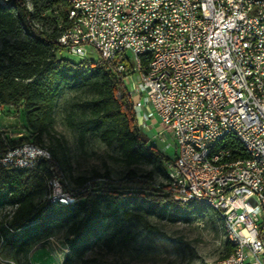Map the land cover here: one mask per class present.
Instances as JSON below:
<instances>
[{"label": "built area", "instance_id": "built-area-1", "mask_svg": "<svg viewBox=\"0 0 264 264\" xmlns=\"http://www.w3.org/2000/svg\"><path fill=\"white\" fill-rule=\"evenodd\" d=\"M67 19L57 43L80 60L91 59L93 50L114 63L136 119L158 121L157 137L172 139L175 152L166 169L174 199H213L238 242L228 264H264V188L254 174L264 161V0H73ZM200 36H207L206 45H199ZM139 54H147V71L138 70ZM226 125L251 143L250 165L213 179L202 153ZM8 129L0 125V132ZM182 153L192 155L194 166L183 165ZM227 154L222 146L215 161ZM50 159L49 150L33 143L0 154V164L21 170ZM45 183L55 186L50 199L76 200L77 188H67L61 174ZM16 206L2 210L0 223Z\"/></svg>", "mask_w": 264, "mask_h": 264}, {"label": "trees", "instance_id": "trees-1", "mask_svg": "<svg viewBox=\"0 0 264 264\" xmlns=\"http://www.w3.org/2000/svg\"><path fill=\"white\" fill-rule=\"evenodd\" d=\"M67 12L66 0H0V108L6 114L21 112L25 132L17 137H9V131L0 132V154L7 147L33 143L46 147L51 155L50 160L40 161L30 170L0 164V213L17 205L5 225L0 223L1 246L7 242L24 251L57 224L66 228V244L71 249H86L90 236L102 225L103 208L109 209L114 219L123 220H142L128 207L170 221H187L192 214L209 213L211 209L205 205L174 199L167 184L166 162L170 158L140 132L132 101L112 70L114 63L100 57L74 62L63 56L66 50L56 39L69 26ZM64 88L91 92L81 105L70 108L68 125L77 131L80 143L87 135H94L106 146L116 145L119 156L113 159L126 168L122 179L112 181L107 171H94L89 177L65 175L64 170L70 172V167L61 168L55 152L43 144L42 137L52 131L53 110ZM223 147L234 159L247 157L231 136L226 137ZM141 164L154 167L139 174L136 168ZM155 170L163 173L165 182H155ZM60 173L75 188L86 189L64 205L44 197L45 180ZM53 208L60 210L54 212ZM259 237L264 242V225ZM232 249L225 240L224 252L218 258L228 256Z\"/></svg>", "mask_w": 264, "mask_h": 264}, {"label": "rangeland", "instance_id": "rangeland-1", "mask_svg": "<svg viewBox=\"0 0 264 264\" xmlns=\"http://www.w3.org/2000/svg\"><path fill=\"white\" fill-rule=\"evenodd\" d=\"M63 56L74 62L80 60L77 55L66 51ZM89 58L97 60V52L91 50ZM129 62L132 67L135 65L131 58ZM136 77L137 72L130 84ZM90 94L87 88H64L53 110L52 131L42 137V142L55 152L54 157L61 168L64 165L70 167V172L64 170L65 175L89 177L94 171L100 174L107 171L112 181H118L124 177L126 168L113 159L119 156L117 146H106L94 135H87L80 143L77 131L68 125L70 108L74 104L81 105ZM23 124L21 112H1L0 125L8 126L13 137L25 133ZM150 126L153 135L149 137L150 143L172 159L175 152L172 139L165 137L161 141L157 137L158 121ZM153 167L141 164L136 171L140 174ZM61 177L67 188H75L62 174ZM154 180L156 183L165 182V177L161 171L155 170ZM85 190L77 188L76 197ZM58 210L53 208L54 212ZM127 210L140 215L142 220L114 219L109 209L103 208L102 225L90 236L86 249H71L66 244V228L54 224L48 235L24 251L4 242L0 247V264H205L224 252V230L212 210L207 214H192L187 221H170L144 209L128 207ZM116 233L119 235L112 240Z\"/></svg>", "mask_w": 264, "mask_h": 264}, {"label": "bare ground", "instance_id": "bare-ground-1", "mask_svg": "<svg viewBox=\"0 0 264 264\" xmlns=\"http://www.w3.org/2000/svg\"><path fill=\"white\" fill-rule=\"evenodd\" d=\"M68 6H72L73 0H66ZM64 33V32H63ZM63 33L60 37L63 36ZM207 44V36L199 37V45ZM138 70L147 71V54H139L137 56ZM228 136L233 137L237 143L244 149L246 154H252V145L249 143L248 139L243 137L242 131L233 125H226V132H220L214 134L212 140L206 144L204 152L202 153V161L206 165V174L210 175L213 179H225L229 177L233 170L239 169V167H247L250 165V156L246 158H232V154L225 155L224 159H218L215 161V156L218 150L223 146L224 141ZM43 150H48L43 147ZM182 162L184 166H194V158L189 153H182ZM254 174L257 175V183L260 188H264V161H261V166H254ZM67 186V185H66ZM45 198L51 203L68 204L73 200H65L62 198L50 199V195L55 194V186H50L49 183H45ZM193 202L196 204L205 205L210 208L219 218L222 220L224 237L225 240L231 243L234 249H238V242L232 239V225L226 220V214L222 211V207L217 205L213 199H187L185 203ZM16 207H10L5 216L2 217V223L5 225V221L12 216V212ZM10 231V230H9ZM0 240L2 237L0 235ZM212 264H228V256L217 258L212 260Z\"/></svg>", "mask_w": 264, "mask_h": 264}, {"label": "crops", "instance_id": "crops-1", "mask_svg": "<svg viewBox=\"0 0 264 264\" xmlns=\"http://www.w3.org/2000/svg\"><path fill=\"white\" fill-rule=\"evenodd\" d=\"M143 122L145 123V121H142L141 119H140V121H139V120L137 121V123H138V128L141 130V132L143 131L142 128H144V132H142V135L144 136V138H145L148 142H150L151 140L149 139V137L152 138V136H153V135H151V133H150V130H151V126H150V124H152V123L146 121V123H145V125H144ZM143 126H144V127H143Z\"/></svg>", "mask_w": 264, "mask_h": 264}]
</instances>
